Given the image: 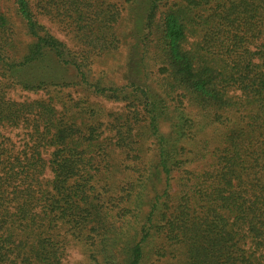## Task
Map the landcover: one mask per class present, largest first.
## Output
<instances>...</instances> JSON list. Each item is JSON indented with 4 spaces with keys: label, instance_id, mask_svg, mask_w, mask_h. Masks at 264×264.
<instances>
[{
    "label": "trees",
    "instance_id": "1",
    "mask_svg": "<svg viewBox=\"0 0 264 264\" xmlns=\"http://www.w3.org/2000/svg\"><path fill=\"white\" fill-rule=\"evenodd\" d=\"M14 1L24 36L0 6V264H68L73 243L90 264H264V0H128L147 6L141 76L123 84L91 65L123 44L115 2Z\"/></svg>",
    "mask_w": 264,
    "mask_h": 264
},
{
    "label": "rangeland",
    "instance_id": "2",
    "mask_svg": "<svg viewBox=\"0 0 264 264\" xmlns=\"http://www.w3.org/2000/svg\"><path fill=\"white\" fill-rule=\"evenodd\" d=\"M121 10L122 23L120 21L119 28L120 34L123 38V44L118 50H113L111 53L102 54L100 56H94L92 61V68L94 78L101 77L105 84H109L110 80L123 84L127 80L138 78L141 76L142 71V55L144 53L143 44H141V35L144 33L142 26V15L145 17V10L147 4L135 2L132 3L128 0H111ZM1 9L7 14V16L15 24V27L24 36V26L20 17L15 11L14 0H0ZM141 8V9H139ZM141 11V12H140ZM141 13V15H137ZM42 22L45 23L50 31L57 37L66 41L69 47L77 48L74 41L71 39V29L63 25L56 19L51 20L49 18H42ZM12 96L15 99H24L27 97L36 98L40 96L34 93H27L24 90L11 91ZM77 95V93H75ZM92 102H97L104 112H117L124 111L127 109V102L115 101L106 98H95L91 99ZM18 133V136H17ZM14 139L20 140L21 134L19 131L12 133ZM121 156V154H119ZM66 260L68 264H90V260L87 256L86 250L81 244L73 243L67 251Z\"/></svg>",
    "mask_w": 264,
    "mask_h": 264
}]
</instances>
